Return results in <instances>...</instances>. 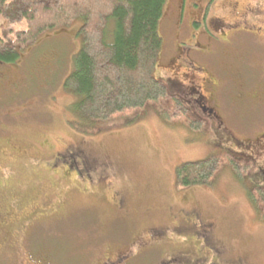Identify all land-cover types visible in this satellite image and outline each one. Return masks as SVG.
Returning a JSON list of instances; mask_svg holds the SVG:
<instances>
[{"label": "rangeland", "instance_id": "374dc122", "mask_svg": "<svg viewBox=\"0 0 264 264\" xmlns=\"http://www.w3.org/2000/svg\"><path fill=\"white\" fill-rule=\"evenodd\" d=\"M181 4L167 0L160 20L155 75L167 96L107 120L73 112L82 96L65 85L82 19L0 61V213L32 227L36 254L56 264L116 254L264 264V219L250 196L264 187V0H183L179 24ZM27 28L0 14L1 36ZM211 156L221 165L209 183L178 184L180 165Z\"/></svg>", "mask_w": 264, "mask_h": 264}, {"label": "trees", "instance_id": "16d2710c", "mask_svg": "<svg viewBox=\"0 0 264 264\" xmlns=\"http://www.w3.org/2000/svg\"><path fill=\"white\" fill-rule=\"evenodd\" d=\"M167 0H0V14L10 23L27 21L28 28L11 37L0 35V61H17L44 34L83 20V46L66 88L82 96L72 110L81 118L107 120L127 108L144 107L167 96L155 71L163 46L160 20ZM166 118L167 113H162ZM201 129L202 121H193ZM221 165L219 156L188 161L178 167L180 186L209 183ZM233 168L241 171L237 161ZM264 219V187L251 192Z\"/></svg>", "mask_w": 264, "mask_h": 264}, {"label": "flooded vegetation", "instance_id": "af4514ba", "mask_svg": "<svg viewBox=\"0 0 264 264\" xmlns=\"http://www.w3.org/2000/svg\"><path fill=\"white\" fill-rule=\"evenodd\" d=\"M182 5L179 13V24L182 22ZM194 18L186 21L197 24ZM215 21V20H214ZM213 21V22H214ZM182 45V43L180 42ZM0 213V264H56L50 258L36 254L31 246V238L33 237L32 227L13 225L11 227L10 219H6ZM32 226V225H31ZM163 228L160 226L158 229ZM154 229H157L156 227ZM30 241V243H29ZM29 243V244H28ZM133 256H123L116 254L114 256H105L99 264H131Z\"/></svg>", "mask_w": 264, "mask_h": 264}]
</instances>
